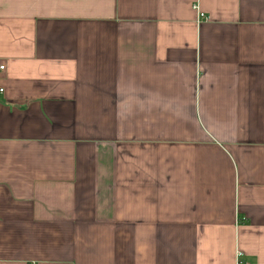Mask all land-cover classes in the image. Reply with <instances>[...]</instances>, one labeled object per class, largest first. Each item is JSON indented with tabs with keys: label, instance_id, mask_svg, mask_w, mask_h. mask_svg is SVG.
Instances as JSON below:
<instances>
[{
	"label": "crops",
	"instance_id": "0c3cea01",
	"mask_svg": "<svg viewBox=\"0 0 264 264\" xmlns=\"http://www.w3.org/2000/svg\"><path fill=\"white\" fill-rule=\"evenodd\" d=\"M0 66V264H264V0H0Z\"/></svg>",
	"mask_w": 264,
	"mask_h": 264
},
{
	"label": "built area",
	"instance_id": "2783aa9c",
	"mask_svg": "<svg viewBox=\"0 0 264 264\" xmlns=\"http://www.w3.org/2000/svg\"><path fill=\"white\" fill-rule=\"evenodd\" d=\"M194 8H196V6H194ZM198 16L199 18H204V15L201 12H198ZM0 69H2V66H0Z\"/></svg>",
	"mask_w": 264,
	"mask_h": 264
}]
</instances>
